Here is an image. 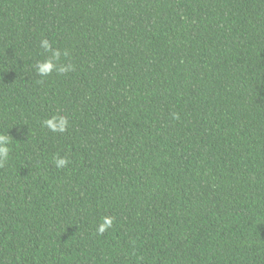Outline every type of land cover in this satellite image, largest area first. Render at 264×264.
<instances>
[{
	"label": "trees",
	"instance_id": "16d2710c",
	"mask_svg": "<svg viewBox=\"0 0 264 264\" xmlns=\"http://www.w3.org/2000/svg\"><path fill=\"white\" fill-rule=\"evenodd\" d=\"M0 133V264H264V0H0Z\"/></svg>",
	"mask_w": 264,
	"mask_h": 264
},
{
	"label": "clouds",
	"instance_id": "9594fccd",
	"mask_svg": "<svg viewBox=\"0 0 264 264\" xmlns=\"http://www.w3.org/2000/svg\"><path fill=\"white\" fill-rule=\"evenodd\" d=\"M40 47L44 49L46 52L51 53V56L47 59L37 61L35 64L36 72L39 76L45 77L50 75L54 70L63 74L72 69L71 65L58 64L61 56L64 57L69 56V52L64 50L61 52L60 49H54L52 44L48 39H42L40 42ZM68 119L65 116H57L54 115L51 118L45 119L42 123L43 127L48 128L52 132L63 133L67 130L68 127ZM10 136L9 134L0 133V163L6 161L10 155ZM69 160L67 157H62L57 154L53 158V164L56 168H65L67 167ZM114 217L104 216L101 219L97 227V232L100 235H103L109 228L113 226Z\"/></svg>",
	"mask_w": 264,
	"mask_h": 264
}]
</instances>
